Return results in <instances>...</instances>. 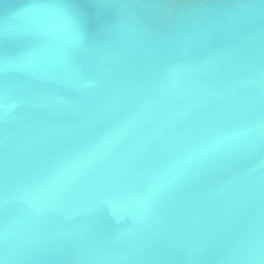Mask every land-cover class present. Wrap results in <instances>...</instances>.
<instances>
[{
    "label": "water",
    "instance_id": "obj_1",
    "mask_svg": "<svg viewBox=\"0 0 264 264\" xmlns=\"http://www.w3.org/2000/svg\"><path fill=\"white\" fill-rule=\"evenodd\" d=\"M0 264H264V0H0Z\"/></svg>",
    "mask_w": 264,
    "mask_h": 264
}]
</instances>
